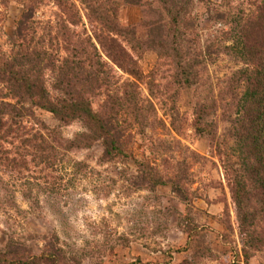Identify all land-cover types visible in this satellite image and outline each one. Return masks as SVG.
Returning a JSON list of instances; mask_svg holds the SVG:
<instances>
[{
	"label": "rangeland",
	"instance_id": "rangeland-1",
	"mask_svg": "<svg viewBox=\"0 0 264 264\" xmlns=\"http://www.w3.org/2000/svg\"><path fill=\"white\" fill-rule=\"evenodd\" d=\"M60 1L0 0V57L11 56L16 48L14 29L25 4L34 6L31 47H46L50 56H56L57 65L64 56L71 55L62 47L68 33L73 41L92 36L93 26L85 5L72 0L82 21L77 26L70 25L69 31L65 24L71 12ZM111 1L117 4L119 24L129 28L120 38L145 75L140 82V97L146 101L150 98L158 110L153 129H147V136L129 130L132 137L127 149L133 157L102 162L101 141H95L90 148L68 152L63 148V137L71 139L84 130L80 120L63 124L51 112L35 109V119L25 120L29 129L26 133H11L0 141L4 150L0 152V246L13 237L25 244L27 252L40 253L45 240L57 234L67 255L76 256L80 264H180L186 259L189 264H264V247L248 248L250 258H245L236 204L220 159V155L227 158L235 153L227 133L229 125L221 119V106L222 101H232L231 77L243 67L236 54L225 49L232 42L226 34L230 30L228 21L250 14L259 0L196 1L192 12L196 25L189 30L190 47L194 54L202 51L200 56L206 61L199 66L200 81L189 88L173 83L172 62L161 59L146 46V21L150 15L144 13V7ZM143 2L159 6L153 0ZM104 58L107 59L105 55ZM116 69L120 83L132 79ZM53 80V72L46 70L47 87L56 95L60 92L53 89ZM150 80L156 85L154 97L148 89ZM6 92L5 84L0 82V95ZM174 93L173 104L169 96ZM102 99L95 98V108ZM214 100L218 108L207 118L216 122L218 137L211 139L197 132L193 123L199 105L213 104ZM172 107L179 114L180 132L171 125ZM37 121L58 131L44 138L33 136L38 129L44 133ZM40 142L42 147L38 148ZM6 157L17 158L19 164H11ZM134 157H150L166 177L187 174L184 187L190 197L192 219H182L180 227L186 204L169 183L157 187V199L154 193L129 190L128 183L112 181L123 168L135 171ZM160 208L170 210L169 216H161L157 212ZM159 223H166L167 229L159 230ZM259 225V231L264 230V222ZM188 227L192 229L191 238L182 230ZM125 237L131 239L129 246L122 245Z\"/></svg>",
	"mask_w": 264,
	"mask_h": 264
},
{
	"label": "trees",
	"instance_id": "trees-1",
	"mask_svg": "<svg viewBox=\"0 0 264 264\" xmlns=\"http://www.w3.org/2000/svg\"><path fill=\"white\" fill-rule=\"evenodd\" d=\"M80 1L89 12L93 35L82 41H73L72 34L68 33L62 47L71 55L64 56L59 65L55 61L56 56H50L46 47H31L33 37L30 36V22L34 6L25 4V11L14 29L16 48L11 56L0 57V82L7 89L6 93L0 95V141L11 133H26L29 129L25 120L35 119V109L41 108L51 112L63 124L75 120L83 123L84 130L74 138H62L66 152L74 148H90L95 141H101L104 146L102 162L118 157L126 160L134 156L127 149L132 137L129 130L147 136V129H153L158 110L150 98L146 101L140 97V82L145 75L137 58L120 38L129 28L122 27L118 22L116 2ZM153 1L159 6L156 7L152 2L146 4L143 0H122L124 4L144 7V13L148 12L150 15L146 21V46L156 51L161 59L172 62L173 83L179 87H192L200 81L199 66L206 61L205 57L200 56L202 51L194 54L190 47L189 30L196 25V17L192 12L197 0ZM60 4L68 13L71 12L65 28L72 31L71 26H77L82 21L77 4L72 0H61ZM146 5L149 7L145 8ZM228 23L230 30L226 34L232 42L225 45V49L230 54H236L238 60L243 62V67L231 77L230 85H234L230 87L233 91L232 101H222L223 107L221 106V119L229 125L227 133L234 142L233 146L236 148L232 150L235 153L233 157L227 158L220 155V159L236 204L240 232L244 237L245 258L248 260V248L261 250L264 247V230L259 231V224L264 222V0L257 1L250 14L241 17L237 15ZM116 67L129 74L132 79H125L120 83ZM46 70L53 72L52 87L59 94L53 95L47 87ZM154 86L153 80L148 81L151 97L156 96ZM97 97L103 99L95 108L94 100ZM169 97L174 104L176 93ZM26 101L30 103L26 104ZM216 104L217 100L213 104H200L193 123L197 132L211 139L218 137L217 124L207 117L217 110ZM176 112L175 107H172L171 125L175 131L180 132L177 124L179 114ZM35 123L41 124L40 129L44 133L38 129L33 136L40 135L44 138L45 135L58 131L44 122ZM164 143L161 142V145ZM40 145L41 142L37 145L38 148L42 147ZM2 151L4 150L1 148L0 152ZM6 158L13 165L19 164L15 157ZM134 162V172H129L127 167L123 168L118 178H113L112 181L128 183L129 190L154 193V198L157 199L160 198L156 193L157 187L169 183L186 204L185 215H180V227L182 219H192L189 215L192 208L190 197L184 187L188 178L185 172L178 173L175 177H166L150 157H134ZM78 165L88 166L86 163ZM157 212L163 217L170 214V210L163 211L161 208ZM158 229H167L166 223H159ZM182 230L191 238V227ZM130 243L131 239L125 237L122 245L129 246ZM25 248L24 243L10 237L4 247L0 246V264L81 263L76 256L67 255L57 234L45 240L40 253L27 252ZM180 264H189V260Z\"/></svg>",
	"mask_w": 264,
	"mask_h": 264
}]
</instances>
